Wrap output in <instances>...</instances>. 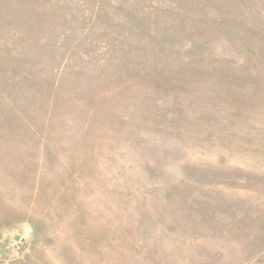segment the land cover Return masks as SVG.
<instances>
[{
	"label": "rangeland",
	"instance_id": "1",
	"mask_svg": "<svg viewBox=\"0 0 264 264\" xmlns=\"http://www.w3.org/2000/svg\"><path fill=\"white\" fill-rule=\"evenodd\" d=\"M0 264H264V0H0Z\"/></svg>",
	"mask_w": 264,
	"mask_h": 264
}]
</instances>
